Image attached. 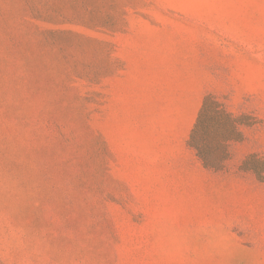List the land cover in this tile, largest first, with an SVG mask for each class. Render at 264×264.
Listing matches in <instances>:
<instances>
[{
  "label": "rangeland",
  "instance_id": "rangeland-1",
  "mask_svg": "<svg viewBox=\"0 0 264 264\" xmlns=\"http://www.w3.org/2000/svg\"><path fill=\"white\" fill-rule=\"evenodd\" d=\"M0 264H264V0H0Z\"/></svg>",
  "mask_w": 264,
  "mask_h": 264
},
{
  "label": "trees",
  "instance_id": "trees-1",
  "mask_svg": "<svg viewBox=\"0 0 264 264\" xmlns=\"http://www.w3.org/2000/svg\"><path fill=\"white\" fill-rule=\"evenodd\" d=\"M221 103L207 97L199 118L191 134L190 143L197 150L204 164L210 168H220L228 156V141L235 134L236 126L230 124V133L219 132L221 118L225 116Z\"/></svg>",
  "mask_w": 264,
  "mask_h": 264
}]
</instances>
